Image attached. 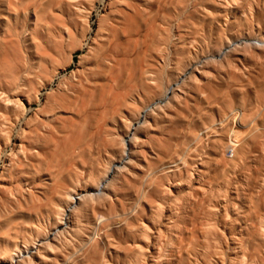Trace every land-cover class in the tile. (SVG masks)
I'll list each match as a JSON object with an SVG mask.
<instances>
[{"label": "rangeland", "instance_id": "1", "mask_svg": "<svg viewBox=\"0 0 264 264\" xmlns=\"http://www.w3.org/2000/svg\"><path fill=\"white\" fill-rule=\"evenodd\" d=\"M9 1L0 86L32 100L10 132L0 101V253L45 231L38 264H264V0Z\"/></svg>", "mask_w": 264, "mask_h": 264}, {"label": "bare ground", "instance_id": "2", "mask_svg": "<svg viewBox=\"0 0 264 264\" xmlns=\"http://www.w3.org/2000/svg\"><path fill=\"white\" fill-rule=\"evenodd\" d=\"M11 1V0H10ZM10 1H9V3H10ZM24 3V2H23ZM6 6H7V4H6ZM10 6V5H9ZM29 7V6H28ZM27 7V8H28ZM51 7V6H50ZM38 9V8H37ZM27 10V9H26ZM49 10V9H48ZM113 12V11H112ZM35 13V12H34ZM22 19V18H21ZM20 19V20H21ZM49 19V18H48ZM58 23V22H57ZM47 24V23H46ZM49 24V23H48ZM66 24V23H65ZM49 31V30H48ZM58 31V30H57ZM13 35V34H12ZM14 35H16V34H14ZM47 35V34H46ZM46 37V36H45ZM55 37H56V35H55ZM21 38V37H20ZM57 38V37H56ZM13 39H15V38H13ZM49 39H50V37H49ZM73 41V40H72ZM41 42V41H40ZM1 43V42H0ZM45 43V42H44ZM49 43V42H48ZM261 43V42H260ZM42 45V44H41ZM5 47V46H4ZM12 47H13V45H12ZM39 47V46H38ZM47 47V46H46ZM260 48V47H259ZM11 49V48H10ZM12 50V49H11ZM77 50V49H76ZM19 51V50H18ZM55 52H57V51H55ZM13 53V52H12ZM10 54V53H9ZM8 54V55H9ZM43 54V53H42ZM64 54V53H63ZM36 55V54H35ZM47 55V54H46ZM61 55V54H60ZM10 56V55H9ZM31 56V55H30ZM44 56H45V54H44ZM15 53H14V59H15ZM34 57V56H33ZM9 58V57H8ZM42 58V57H41ZM13 59V60H14ZM27 59H28V57H27ZM43 59H44V57H43ZM4 60H6V59H4ZM15 61V60H14ZM33 61V60H32ZM5 63L3 62V64H1V65H4ZM21 64V63H20ZM22 64H23V62H22ZM0 65V66H1ZM14 65H15V62H14ZM20 66V65H19ZM45 66V65H44ZM9 68V67H8ZM13 69V68H12ZM46 69V68H45ZM79 69V68H78ZM11 70V69H10ZM9 70V71H10ZM48 70V69H47ZM5 71V70H4ZM21 71L22 70H20V73H21ZM49 71V70H48ZM47 72V71H46ZM142 72V71H141ZM45 73V72H44ZM47 74V73H46ZM106 85H107V83H106ZM105 86V85H104ZM106 87V86H105ZM110 88V87H109ZM84 92V91H83ZM32 93H33V95L36 97V98H38L37 96H38V91H35V90H32ZM86 93V92H85ZM83 94V93H82ZM102 94V93H101ZM108 94H109V92H108ZM110 95V94H109ZM109 95H107V96H109ZM106 98H108V97H106ZM25 99H26V102L28 103V104H31V100H32V96H31V94H29L28 96H26V98L24 97V99H23V97H21V95H18V94H14V93H11V92H8V91H6L2 86H0V101H2V102H4L5 103V105H6V107H8V108H11V109H13L14 110V116H9V115H7V114H2L3 116H2V118L5 120V121H7V123H8V125H9V130H8V132H10L13 128H15L23 119H26V113H27V104H26V102H25ZM125 100V99H124ZM77 103V102H76ZM78 104V103H77ZM76 104V105H77ZM85 105V104H84ZM153 108V107H152ZM40 109V108H39ZM51 109H52V107L51 106H49L48 107V111L47 112H44V113H46L47 115H50L49 114V112H51ZM54 111V110H53ZM37 114V113H36ZM0 115H1V113H0ZM28 120V119H27ZM69 120V119H68ZM70 120H71V118H70ZM70 120H69V122H70ZM75 121V120H74ZM72 122V121H71ZM70 122V123H71ZM79 124V123H78ZM74 125V124H73ZM76 125V124H75ZM21 126V125H20ZM69 127V126H68ZM71 129H73V128H71ZM84 131V130H83ZM26 133H27V129L26 128H21V134H22V136H25L26 135ZM79 133V132H78ZM235 135H236V133L235 132H232V134L230 135V136H228L227 138H226V145H227V147H228V149H232L233 147H234V145H236V143H235V141H234V139H235ZM73 136H75V135H73ZM29 137V136H28ZM53 138V137H52ZM54 140V139H53ZM14 141H16V140H14ZM18 141V140H17ZM9 143H10V136H9V134H7V137H6V142L5 143H0V150H1V148H3L4 147V145L5 146H7V145H9ZM19 143V144H18ZM17 144L18 145H16V147L12 150V154H11V161H13L14 160V158L18 155V153H17V150L19 151V153L21 154V155H23L24 157L26 156V154H27V152L28 151H31V148H28L27 147V144H26V142L23 140V139H20L19 140V142H18ZM53 143H54V141H53ZM65 144V143H64ZM63 144V145H64ZM53 145V144H52ZM65 146V145H64ZM130 146V145H129ZM9 147V146H8ZM64 149V148H63ZM66 149V148H65ZM128 150V149H127ZM74 153V152H73ZM8 161V160H7ZM28 162V161H27ZM34 163H35V161H34ZM55 165V164H54ZM2 167H4V166H2ZM27 167V166H26ZM55 167V166H54ZM72 167V166H71ZM167 167V166H166ZM165 167V168H166ZM1 168V167H0ZM69 169V168H68ZM0 172H4V171H0ZM164 173H165V171H163ZM186 172V171H185ZM51 173H52V171H51ZM58 173V172H57ZM52 176V175H51ZM57 176V175H56ZM52 178V177H51ZM92 178V177H91ZM111 178V177H110ZM149 178V177H148ZM52 180V179H51ZM111 180V179H110ZM86 181V180H85ZM89 182V181H88ZM142 182V181H141ZM140 182V183H141ZM53 183V182H52ZM57 183V182H56ZM87 183V182H86ZM7 184V183H6ZM145 184V183H144ZM100 185V184H99ZM138 186V185H137ZM147 186V185H146ZM151 186H152V182H151ZM59 187V186H58ZM62 187V186H61ZM60 187V188H61ZM129 187V186H128ZM5 188V187H4ZM60 188H59V190H60ZM109 188H110V185H108L107 186V189H106V191L105 192H103L102 194H101V196H99V198H102V197H108V196H110L109 195V192H108V190H109ZM137 188V187H136ZM151 188V187H150ZM138 189V188H137ZM138 190H140V189H138ZM143 191V190H142ZM52 193V192H51ZM73 193H76V191L75 192H73ZM143 193V192H142ZM57 195H58V193H57ZM253 195V194H252ZM251 195V196H252ZM8 196V195H7ZM141 196V195H140ZM250 196V197H251ZM78 197V196H77ZM142 197V196H141ZM11 198V197H10ZM52 198V197H51ZM50 198V199H51ZM75 198V197H74ZM259 198V197H258ZM17 199V198H16ZM80 202H78V201H76V204L74 203V201H73V195L70 193V194H67L66 195V198L64 199V201H63V203H64V205L62 206V205H60V206H58L55 210H54V215L56 216L55 217V219H54V222H50V225H51V229L50 230H56V229H58L59 227H60V225H61V222H62V220H63V218H64V216L67 214V212H68V209L72 206V205H74V207H73V209L71 210V214H72V216L74 215V217L75 218H79V215H80V212H81V209H82V206H83V204H85V203H88V202H93V201H95L97 198L94 196V195H91V194H88V192H86L85 193V195H82L81 197H80ZM139 199V198H138ZM75 200H77V199H75ZM121 202V201H120ZM123 202V201H122ZM51 206V205H50ZM123 206V205H122ZM49 207V206H48ZM50 209V208H49ZM133 210V209H132ZM29 212H31V211H29ZM46 212V211H45ZM32 213V212H31ZM35 213V212H34ZM37 213V212H36ZM135 213V212H134ZM132 214V213H131ZM128 215V214H127ZM99 217H101V216H99ZM129 217H130V215H129ZM52 218V217H51ZM66 218V217H65ZM115 219V218H114ZM104 221H106V220H104ZM65 222V221H64ZM101 222V220L99 221V223ZM103 222V221H102ZM99 223H98V225H99ZM185 225H186V222L184 223ZM253 224V223H252ZM72 225V224H71ZM118 226V225H117ZM184 227V226H183ZM98 228V227H97ZM96 228V229H97ZM254 228V227H253ZM62 229V228H61ZM64 229V228H63ZM146 230H147V228H146ZM43 233H41V239L44 241L43 243H42V245L41 246H37L36 248H35V242L34 243H31L29 240H28V242H25V245L23 246V248L19 245V244H15L14 245V247H13V249L11 250V251H4L3 253H0V264H38V261H39V258L40 259H42L43 260V258L42 257H44V258H46V255L44 254V252H45V249L48 247L49 249H51V250H56L57 248H58V246H57V243H55V241L53 242V240H49V234L47 233V232H45V231H42ZM58 239H59V235H66V233H69V231L68 230H66V231H64V232H62V233H60V231H58ZM6 234H8V233H6ZM95 234V233H94ZM53 238V237H52ZM47 240V241H46ZM38 243V242H37ZM242 243V242H241ZM89 244V243H88ZM244 244V243H243ZM23 245V244H22ZM38 245V244H37ZM106 246V245H105ZM242 246H244V245H242ZM32 248H35L36 250H37V254H29V251L32 249ZM241 248V247H240ZM82 250V249H81ZM96 250V249H95ZM105 250H106V248H105ZM97 251V250H96ZM24 252H27L28 253V256L27 257H25V255H24ZM159 252V251H158ZM253 252V251H252ZM129 254V253H128ZM95 255V254H94ZM93 255V256H94ZM55 260H57L56 258H55ZM245 260H246V258H245ZM244 264H246V263H244Z\"/></svg>", "mask_w": 264, "mask_h": 264}]
</instances>
